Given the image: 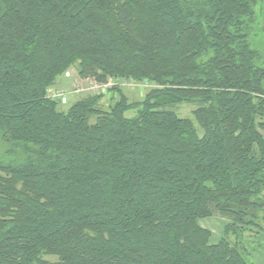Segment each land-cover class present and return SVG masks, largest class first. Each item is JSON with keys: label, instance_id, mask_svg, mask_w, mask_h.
I'll use <instances>...</instances> for the list:
<instances>
[{"label": "trees", "instance_id": "1", "mask_svg": "<svg viewBox=\"0 0 264 264\" xmlns=\"http://www.w3.org/2000/svg\"><path fill=\"white\" fill-rule=\"evenodd\" d=\"M257 29L264 0H0V264H256ZM72 67L155 86L62 111L48 89ZM211 216L229 220L216 244Z\"/></svg>", "mask_w": 264, "mask_h": 264}, {"label": "rangeland", "instance_id": "2", "mask_svg": "<svg viewBox=\"0 0 264 264\" xmlns=\"http://www.w3.org/2000/svg\"><path fill=\"white\" fill-rule=\"evenodd\" d=\"M253 46L264 51V32L261 29H257L256 34L252 37ZM113 80L115 84L106 91H97L93 89L94 80L87 78L83 79L79 76L74 67L67 70L65 73L57 77L55 82L49 87L50 90L64 92L67 95V103L58 102V108L62 111L68 110V108L81 98H88L91 96H102L98 106L104 110H108L113 106L120 98V92L124 93L129 103L133 104L144 99L146 94L154 88V84L145 80L139 81L134 78H109ZM108 80V79H107ZM104 82V81H102ZM100 83V81L98 82ZM101 84V83H100ZM115 87V89L113 88ZM90 88V89H89ZM81 89V91H78ZM176 112L182 117H189L194 119L193 111L196 108L193 103L178 104ZM137 113V108L133 107L126 112L128 117H133ZM195 120V119H194ZM212 217V216H211ZM209 218V217H207ZM251 234L247 236H254L264 232L260 229L252 227L249 231ZM224 235V234H223ZM251 248L253 244L248 243ZM250 248V250H251ZM47 259L53 261L55 257H47ZM254 261V259H253Z\"/></svg>", "mask_w": 264, "mask_h": 264}, {"label": "crops", "instance_id": "3", "mask_svg": "<svg viewBox=\"0 0 264 264\" xmlns=\"http://www.w3.org/2000/svg\"><path fill=\"white\" fill-rule=\"evenodd\" d=\"M201 227L208 229L211 232L210 242L218 243L223 237L225 228L229 220L223 217L212 216L209 218H201L198 220ZM246 243L253 244L250 253L256 264H264V232L255 236L244 237Z\"/></svg>", "mask_w": 264, "mask_h": 264}, {"label": "built area", "instance_id": "4", "mask_svg": "<svg viewBox=\"0 0 264 264\" xmlns=\"http://www.w3.org/2000/svg\"><path fill=\"white\" fill-rule=\"evenodd\" d=\"M93 80H94V83L92 84L93 85L92 88L96 89L97 91H102V92L109 90L115 84V82L110 79L104 82H100L101 84L98 83L99 81L95 79ZM78 91H81V89H79ZM48 95L50 98L57 100L58 102H61V103H67L68 101L67 95L64 92L50 90Z\"/></svg>", "mask_w": 264, "mask_h": 264}]
</instances>
